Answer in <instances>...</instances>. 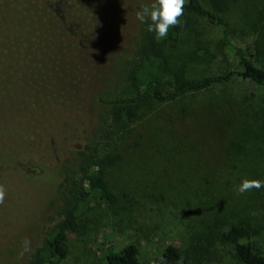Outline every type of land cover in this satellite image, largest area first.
Wrapping results in <instances>:
<instances>
[{"label":"rangeland","instance_id":"1","mask_svg":"<svg viewBox=\"0 0 264 264\" xmlns=\"http://www.w3.org/2000/svg\"><path fill=\"white\" fill-rule=\"evenodd\" d=\"M151 3L112 0L87 29L66 33L62 26H48L44 27L45 36L36 33L34 26L24 29L27 25L22 14L5 15L10 20L4 25L6 29L14 36L15 32L32 35L41 58L68 59L81 70L78 83L69 73L60 76L54 63L43 65L31 59L0 63V111L19 107L17 98L24 96L32 98L30 102L41 115L46 114L44 105L59 109L61 98L69 100L64 118L54 121H61L63 142L70 147L63 155L57 153L51 117L43 124L50 125V130L36 121L32 124L45 133L44 145L50 155L46 161L59 172L72 167L73 150L93 140L103 109L100 99L130 92L123 80L124 64L131 58L138 36L137 10ZM92 6L89 0H73L63 11L70 23L79 26L89 17ZM226 20L230 40L247 59L253 61L255 55L260 56L257 52L264 53V0H239ZM38 23L42 25L43 20ZM200 47L213 56L211 61L199 57ZM169 56L173 70L183 71L187 79L239 66L219 29L203 20L197 21ZM13 62L19 64L4 66ZM22 122L30 124L29 119H22L20 126ZM36 143L23 141L21 145ZM121 154L122 160L106 175L116 203L93 201L79 215L78 231L68 237L67 256L59 264H107L108 251H120L128 244L138 248L143 262H150L167 246L178 248L185 258L196 236L210 230L220 232L227 225L250 226L255 250L264 253V189L243 195L235 190L243 179L264 180L263 86L235 78L173 103L147 107L133 125ZM26 155L13 162L30 172L35 168L22 159ZM36 156L41 159L38 153ZM36 185L14 174L0 176V187L13 192L20 205L30 207L40 201ZM6 197L0 202L1 212ZM57 198L55 192L22 220L26 211L19 208L9 218L0 216V264L28 263L32 251L56 223ZM26 240L30 242L27 250ZM196 258L198 264H242L220 243Z\"/></svg>","mask_w":264,"mask_h":264},{"label":"trees","instance_id":"2","mask_svg":"<svg viewBox=\"0 0 264 264\" xmlns=\"http://www.w3.org/2000/svg\"><path fill=\"white\" fill-rule=\"evenodd\" d=\"M89 1L93 4L92 11L85 23L77 26L68 21L63 11L73 0H0V63L16 59L18 61L31 59L43 65L54 63L60 76L69 73L80 83L82 74L79 66L60 57L41 58L37 55L39 53L37 50L40 48L32 35L15 32L17 35L14 36L6 29L4 25L9 24L10 20L7 21L5 15L22 14L27 25L24 29L37 28L36 33H42L43 36H45L44 27L47 29L48 26H62L66 33L82 31L101 15L103 8L112 0ZM238 1L185 0L179 23L169 29L165 39L159 41L154 33L147 31V23L140 22L132 56L124 64L123 80L130 92L113 98L100 99L103 109L93 140L83 148L73 150L75 155L72 167L64 169L63 172H59L56 165L46 161L50 155L44 145L45 133L32 124L36 121L43 125L45 118L51 117L50 124L56 135L57 153L63 155L70 147L63 142L64 129L60 125L61 121H58L59 124H55L54 121L64 118L69 100L61 98L59 109L44 105L45 115L40 114V109L34 107V103L30 102L32 98L27 96L17 98L19 107H15L14 110L4 107L1 109L0 176L14 174L22 176L27 182H36V187L40 189L38 195L40 201L30 207L20 205L14 201L13 192L11 194V191L4 190V196L7 197L0 216L9 218L11 212L15 213V209L19 208L26 211L22 213L20 219L28 218L46 203L50 195L57 192L58 196L54 211L56 223L41 244L32 251L27 264H59L67 256L68 237L78 231L79 215L87 211L93 205V201L107 205L116 203L117 198L106 182V175L122 160L121 147L127 146L133 125L141 119L145 108L154 104L173 103L189 94L208 90L235 78L248 80L264 87V53L257 52L260 56L255 55L253 61L247 59L243 50L237 47L228 35L226 15L232 5ZM42 20L43 24L40 25L38 22L42 23ZM199 20L219 29L222 40L227 42V50L238 60L237 70L193 79L185 78L183 71L173 70L169 51L180 45L185 34L189 35ZM148 22L150 23V20ZM197 53L205 61H211L213 57L203 47L198 48ZM17 64L19 62L10 65L5 63L4 66L11 67ZM77 89H74L73 94ZM50 112L53 113L50 114L51 116L48 114ZM22 119H29L30 124L26 125L22 122L20 126L19 122ZM43 126L50 130V125ZM23 141L37 143L26 147L21 145ZM37 153L41 157L40 160L36 159ZM23 155L26 156L22 159H27L34 166L33 171L25 172L19 166H14L13 161ZM6 157L11 161L6 160ZM252 237L253 233L248 225H227L220 232L210 230L196 236L186 250L185 258L178 248L167 246L150 262H143L139 257L138 248L128 244L120 251H108L105 260L107 264H198L194 262L198 260L196 254L204 256L220 243L228 247L242 264H264V253L255 250Z\"/></svg>","mask_w":264,"mask_h":264},{"label":"clouds","instance_id":"3","mask_svg":"<svg viewBox=\"0 0 264 264\" xmlns=\"http://www.w3.org/2000/svg\"><path fill=\"white\" fill-rule=\"evenodd\" d=\"M185 0H152L148 7H140L137 10V19L141 23H147V31L155 34V38L163 40L168 36L169 29L179 23L184 11ZM150 20V23L148 22ZM253 189H264V180L243 179L236 187L240 195ZM5 191L0 187V202L3 201ZM29 241H25V249Z\"/></svg>","mask_w":264,"mask_h":264}]
</instances>
